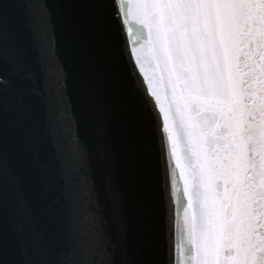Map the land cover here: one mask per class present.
<instances>
[{
  "label": "water",
  "instance_id": "95a60500",
  "mask_svg": "<svg viewBox=\"0 0 264 264\" xmlns=\"http://www.w3.org/2000/svg\"><path fill=\"white\" fill-rule=\"evenodd\" d=\"M0 264H264V0H0Z\"/></svg>",
  "mask_w": 264,
  "mask_h": 264
}]
</instances>
